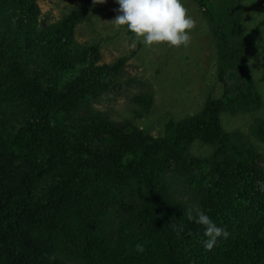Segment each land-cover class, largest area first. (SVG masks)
I'll return each instance as SVG.
<instances>
[{
  "label": "trees",
  "instance_id": "obj_1",
  "mask_svg": "<svg viewBox=\"0 0 264 264\" xmlns=\"http://www.w3.org/2000/svg\"><path fill=\"white\" fill-rule=\"evenodd\" d=\"M206 1L216 0L198 2L224 91L155 137L93 108L111 81L94 67L97 48L75 44L87 1L40 28L36 0H0V264H264V167L253 140L264 143V119L247 133L221 124V114L264 100L240 4L213 13ZM118 61L106 67L113 77L127 58ZM132 101L135 119L150 114L152 95ZM195 141L210 154L194 156ZM197 204L230 234L210 251L204 227L187 218Z\"/></svg>",
  "mask_w": 264,
  "mask_h": 264
},
{
  "label": "rangeland",
  "instance_id": "obj_2",
  "mask_svg": "<svg viewBox=\"0 0 264 264\" xmlns=\"http://www.w3.org/2000/svg\"><path fill=\"white\" fill-rule=\"evenodd\" d=\"M83 1L88 2L87 18L74 29L75 44L81 49L97 48L94 67H103V79L111 81L110 90L93 102V108L106 112L114 120L132 118L135 125L159 137L164 135V125L170 119L178 121L194 115L202 109L206 99L222 95L224 84L217 76V51L198 0H183L188 14L195 21L188 47L160 44L149 48L135 43L134 34L125 26L117 27L112 21L120 14L115 0H106L102 4H94L93 0H36L40 8L38 26L46 28L45 25L67 16ZM205 4L213 13L240 4L241 38L247 47V63L264 100V0H216ZM122 58L127 61L119 76L113 77L106 67L114 66ZM68 77L69 74L64 79ZM226 79L232 91L239 89L237 74L229 73ZM139 93L152 95L153 106L148 116L135 119L134 112L139 107L132 99ZM258 117L264 119V107L250 113H223L221 124L227 131L240 129L247 133ZM253 140L261 155L259 162L264 167V143ZM211 150L202 141H195L191 147L196 157H205Z\"/></svg>",
  "mask_w": 264,
  "mask_h": 264
},
{
  "label": "clouds",
  "instance_id": "obj_3",
  "mask_svg": "<svg viewBox=\"0 0 264 264\" xmlns=\"http://www.w3.org/2000/svg\"><path fill=\"white\" fill-rule=\"evenodd\" d=\"M106 0H93V3H105ZM120 13L112 21L117 27L125 26L134 34L135 43L151 48L154 45L167 44L169 47H188L190 32L195 27L194 19L188 14L183 0H115ZM135 46V44L133 45ZM190 221L204 227L206 239L203 246L211 250L220 238L227 239L229 232L218 226L199 205L187 214ZM183 226L177 228V233ZM136 251L143 253L144 245L137 243Z\"/></svg>",
  "mask_w": 264,
  "mask_h": 264
}]
</instances>
